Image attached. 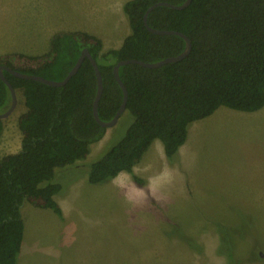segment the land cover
<instances>
[{
  "label": "trees",
  "instance_id": "obj_1",
  "mask_svg": "<svg viewBox=\"0 0 264 264\" xmlns=\"http://www.w3.org/2000/svg\"><path fill=\"white\" fill-rule=\"evenodd\" d=\"M186 0H129L124 6L132 33L120 48L104 50L103 40L84 30L58 31L47 52L0 54V66L62 81L87 48L104 80L99 103L103 121L114 118L123 90L114 74L122 60L157 62L180 54L186 46L178 34L148 30L145 14L158 2L181 5ZM152 28L184 33L192 51L183 60L149 68L130 63L120 68L128 88L127 113L133 116L126 133L87 164L88 180L99 184L128 172L139 184L145 180L134 168L155 140L173 159L187 142L189 126L226 106L244 112L264 107V0H192L184 9L161 5L148 16ZM8 81L23 91L27 110L18 118L21 149L0 159V264H18L24 241L25 202L49 208L63 217L56 201L63 185L57 169L89 158L92 146L108 129L94 116L98 89L95 67L86 57L80 69L60 87L15 76ZM9 86L0 76V113L11 105ZM120 121V120H119ZM5 122L0 119V138Z\"/></svg>",
  "mask_w": 264,
  "mask_h": 264
},
{
  "label": "rangeland",
  "instance_id": "obj_2",
  "mask_svg": "<svg viewBox=\"0 0 264 264\" xmlns=\"http://www.w3.org/2000/svg\"><path fill=\"white\" fill-rule=\"evenodd\" d=\"M118 1L0 0V52L42 54L51 25L53 32L62 22L88 29L85 19L93 13L112 16L95 29L122 39L132 29ZM17 95L16 110L4 119L0 159L21 149L18 118L27 107L23 91ZM218 110L189 126L188 158L167 159L177 160V170L163 173L160 188H149L137 202L121 188L79 180L114 136L126 133L133 116L125 114L87 160L57 169L55 181L63 185L57 197H68L65 219L52 209L33 213L25 202L24 219L34 221V232L24 264H264V119L226 106ZM156 142L140 161L151 162L146 175L161 168L163 144Z\"/></svg>",
  "mask_w": 264,
  "mask_h": 264
},
{
  "label": "crops",
  "instance_id": "obj_3",
  "mask_svg": "<svg viewBox=\"0 0 264 264\" xmlns=\"http://www.w3.org/2000/svg\"><path fill=\"white\" fill-rule=\"evenodd\" d=\"M127 1H129V0H119L118 1L119 6H120V9H123V6H124V4ZM110 17H112V16L105 15L104 18L101 17V16H99V19H98L97 16L95 15V13H93L91 15H88V19H85L86 21H88L87 22L88 29H70L66 22H62L60 24H56L57 26H60L61 28H59V29H57V30H55L53 32V25H51L50 28H51L52 31L50 33V36H49V39L48 40L50 41L51 36L54 33L58 32V31L84 30V31H87L89 33L95 34L98 37H100L103 40L104 45L110 44L111 45L110 49L120 48L122 46L125 38L130 35L129 32L126 34V37H124L122 39H119L118 37L111 36V35L109 36L108 34H105L104 35L103 34V30L95 29V28L105 27V23L107 22V20H109ZM74 28H77V27H74ZM100 32H102V35H101L102 37L100 36ZM103 36H105V37H103ZM116 44H119V45H116ZM112 46H114V47H112ZM47 51H48V49L45 52H47ZM2 53L3 52H0V54H2ZM25 53H28V52H25ZM29 54H31V53H29ZM218 113H219V110H218ZM248 113H250L249 116H252V115H254L255 117L258 116L259 122L264 119V107L262 109L258 110V111L248 112ZM189 135H190V127H189ZM188 139H189V136H188ZM157 140H155L153 142V144L151 145V147L154 145V143H157L156 142ZM151 147L148 149V151H150ZM163 151H164V146H163V148L161 146V148H160V155H159V156H161V162H160V164H161L160 167L161 168L158 169L153 174H148V175L145 174L147 171H149L148 168H150L149 166H151V162H149L148 164H145L143 162H140L139 164H137L135 166V168H134L135 174L136 175L138 174L141 177L145 178L147 180V183L146 184L139 185L133 179L132 175L130 173H128V172H122L121 174H119L114 179H111V180H109L107 182H104V183L110 184L113 187L121 188V189H123V191H126L128 193V196H130L129 200L131 202H137V201L141 200L144 196H147L150 193V191H149L150 189L149 188H160V183H162L161 175L163 173L170 172V170L172 168L175 169V170L172 169V171H176L177 170V167L175 166V165H177V160H179V162H183L190 155V148H189V144L187 142L180 148L179 152L175 156L177 160L174 162V164H169V161L167 160L168 158L165 155V151L164 152ZM150 159H148V160H150ZM79 180H83L86 183L89 182L88 176L86 178H80ZM104 183H102V184H104ZM76 184H77V182H76ZM76 184H74V187L76 186ZM99 184H101V183H99ZM146 189H148V190H146ZM57 195H59V194H57ZM57 195L55 196V199L60 204V206H61V208L63 210V217H61V219H65L67 217V215L69 214V212H70V210H67V206H68V204H67L68 203V199L67 198L68 197H67V195L65 193L61 194L58 197H57ZM31 205L29 206V210L32 211L33 213H41V214L49 213V212H46L47 210H45V209H49V208H40V207H36L34 205L31 206ZM25 208H26V203H24V205L22 207V217H23V220H24L25 232H24V241H23L22 250H21V253H20L19 259H18V264H24V259H25V256H24V248H25V245H26V241L28 239L32 240L31 237L33 236V232H34L33 231L34 221L29 220L27 222L24 219V211H25ZM58 221H60V219H58ZM40 224L43 225V223H40ZM44 241H45L44 239L39 240L34 245V247L36 249H42V244L44 243Z\"/></svg>",
  "mask_w": 264,
  "mask_h": 264
},
{
  "label": "water",
  "instance_id": "obj_4",
  "mask_svg": "<svg viewBox=\"0 0 264 264\" xmlns=\"http://www.w3.org/2000/svg\"><path fill=\"white\" fill-rule=\"evenodd\" d=\"M192 0H186L183 4L181 5H174L168 2H158L153 4L152 6H150L145 14V23L147 25V28L149 31L156 33V34H178L181 35L182 37L185 38L186 40V46L185 49L178 55L176 56H171V57H167L165 59H162L160 61L157 62H145L142 60H138V59H128V60H122L119 61L115 67H114V74L116 77V80L118 81V83L120 84V86L122 87L124 96H123V102L118 110V112L116 113V115L114 116V118L110 121H103L99 115V103L101 100V97L103 95V91H104V80H103V76L101 73V70L99 68V65L97 63V61L95 60V58L92 57L91 53L89 52V50L87 48H85L81 54V56L79 57L77 63L75 64V66L72 68V70L69 72V74L67 75V77L62 80V81H55V80H50L47 78H44L42 76L39 75H35V74H26L23 72H19L16 70H13L5 65H1L0 66V76L1 78L6 82V84L9 86L10 90H11V94H12V101H11V105L9 106V108L3 112L0 113V119H6L8 118L11 114H13V112L16 110L17 106H18V95H17V90L14 88V86L8 81V79L6 78L5 74H4V70H9L12 74H14L17 77L23 78V79H33V80H37L40 82H43L45 84L51 85V86H63L65 85L69 79L77 73V71L80 69L83 61L85 60L86 57H88L96 70V74H97V81H98V89H97V94L95 97V101H94V116L96 118V120L103 125L104 127H106L107 129H110L114 126H116L121 118V116L126 112L127 110V103H128V96H129V92H128V88L126 87V85L123 83L121 76H120V68L123 65H127L130 63H136V64H140L143 65L145 67H149V68H158L164 64L167 63H172V62H177V61H181L183 59H185L192 51V41L191 39L186 36L184 33L179 32V31H173V30H161V29H155L152 28L151 26H149L148 24V16L150 14V12L156 8L157 6H161V5H165V6H169L175 9H184L185 7L189 6Z\"/></svg>",
  "mask_w": 264,
  "mask_h": 264
}]
</instances>
